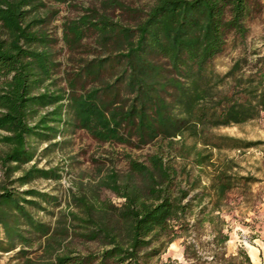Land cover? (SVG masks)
Instances as JSON below:
<instances>
[{
    "label": "trees",
    "instance_id": "16d2710c",
    "mask_svg": "<svg viewBox=\"0 0 264 264\" xmlns=\"http://www.w3.org/2000/svg\"><path fill=\"white\" fill-rule=\"evenodd\" d=\"M262 1L154 0L135 11L143 16L131 26L110 15L130 9L107 0L103 10L85 9L62 25L72 56L86 40L96 44L92 57L62 69L53 49L58 41L43 28L45 2L0 0V253H14L18 264H154L184 238L187 264H252L243 248L228 254L225 215L232 196L243 192L249 200L259 180L223 154L261 143L216 130L264 113V55L251 64L245 53L248 23ZM228 48L244 53L221 74L214 60ZM78 130L137 149L167 141L166 154L192 169L166 164L162 147L149 165L129 158L125 182L112 172L101 183L124 199L121 208L80 199L77 211H60L59 196L24 188L63 178L58 167L40 168L37 158ZM108 212L117 226L100 217ZM74 238L99 248L82 253L68 244Z\"/></svg>",
    "mask_w": 264,
    "mask_h": 264
},
{
    "label": "rangeland",
    "instance_id": "374dc122",
    "mask_svg": "<svg viewBox=\"0 0 264 264\" xmlns=\"http://www.w3.org/2000/svg\"><path fill=\"white\" fill-rule=\"evenodd\" d=\"M46 4L41 14L50 12L48 22L44 25L49 35L57 39V44L53 49L57 61L62 64V69H71L76 64V60L81 57H92V47H96L94 37L85 41V48L72 56L62 41V25L70 20L79 19L84 15V10L97 7L103 8L107 0H68L66 3H56L52 0H43ZM121 2L130 10L114 9L110 10V15L114 21L123 25H135L140 16L136 10L147 11L154 0H116ZM263 9L257 13L248 23L249 34L247 39L246 54L249 56L251 64L257 57L264 55V0ZM57 12V14H55ZM39 12L30 17L38 16ZM3 29L0 23V35ZM245 50V48H244ZM244 53L243 48H228L225 53L214 60L215 69L223 74L233 64V62ZM74 59V60H73ZM65 83H62L64 86ZM218 134L244 139L246 141L260 142L257 147L244 151L224 152L223 156L233 159L242 175H249L257 178V184L250 187L252 195L249 200H245L243 192L232 196V206L229 213L225 215L230 231V241L227 244L228 254H236L240 248L247 251L252 264H264V113L255 121L241 126L223 127L216 130ZM61 146L56 151L47 155L39 152L38 166L40 168L58 167L62 171L63 178L60 181H35L29 187L57 195L62 200L60 211H77V203L80 199H86L90 203H95L100 208L103 203L121 208L124 199L119 198L114 192L102 187V182L112 172L119 175L120 181L127 180L130 171L129 158L149 165V157L160 153V148H164V161L178 169L186 165L180 159H174L167 152V141L159 140L141 149L131 146L112 143H100L96 141L84 130H78L72 135L61 138ZM42 147L45 146H41ZM2 146L0 145V150ZM25 166L23 169L29 168ZM187 169H192L188 163ZM20 173L16 174L17 177ZM2 173L0 171V179ZM134 180H138L134 178ZM184 181L180 175L177 182ZM140 182V181H139ZM58 210V211H59ZM40 218L46 221H54L45 214H40ZM100 217L110 226H117V218L113 212L102 213ZM3 235L0 229V236ZM123 235V234H122ZM184 238L177 239L172 243L161 257L155 260L154 264H187L184 258ZM70 247L76 248L82 253L96 251L99 247L94 243H85L80 238L69 239ZM14 253H0V264H18L11 257Z\"/></svg>",
    "mask_w": 264,
    "mask_h": 264
}]
</instances>
